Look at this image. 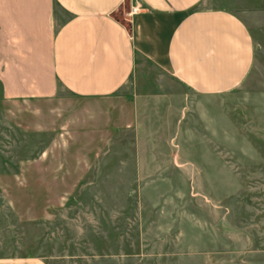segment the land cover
Returning a JSON list of instances; mask_svg holds the SVG:
<instances>
[{"label": "rangeland", "instance_id": "1", "mask_svg": "<svg viewBox=\"0 0 264 264\" xmlns=\"http://www.w3.org/2000/svg\"><path fill=\"white\" fill-rule=\"evenodd\" d=\"M125 21L123 12L117 14ZM257 62L234 91L195 96L174 77L136 74L123 90L166 91L139 129L120 130L64 206L21 219L0 187V256L49 264H264V17ZM50 134L0 110V176L39 158Z\"/></svg>", "mask_w": 264, "mask_h": 264}, {"label": "crops", "instance_id": "2", "mask_svg": "<svg viewBox=\"0 0 264 264\" xmlns=\"http://www.w3.org/2000/svg\"><path fill=\"white\" fill-rule=\"evenodd\" d=\"M263 17L264 0H0V110L50 134L39 158L0 176L3 198L26 220L64 206L115 134L140 128L151 97L166 101V91L123 90L149 66L195 96L234 91L257 62L252 25Z\"/></svg>", "mask_w": 264, "mask_h": 264}, {"label": "built area", "instance_id": "3", "mask_svg": "<svg viewBox=\"0 0 264 264\" xmlns=\"http://www.w3.org/2000/svg\"><path fill=\"white\" fill-rule=\"evenodd\" d=\"M139 10V8L137 6H133L131 9V12H137Z\"/></svg>", "mask_w": 264, "mask_h": 264}]
</instances>
